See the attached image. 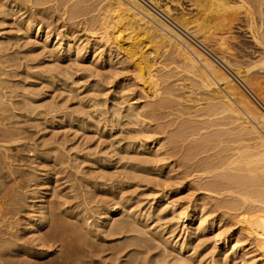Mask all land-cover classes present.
Segmentation results:
<instances>
[{"label": "rangeland", "instance_id": "1", "mask_svg": "<svg viewBox=\"0 0 264 264\" xmlns=\"http://www.w3.org/2000/svg\"><path fill=\"white\" fill-rule=\"evenodd\" d=\"M2 1H0V98L1 101L3 100L0 104V211L3 219L0 221V264H188L189 259L187 257L178 258L174 252H169L170 250L166 251L163 258L154 257L153 254L162 251V246L157 242H155V245L153 241L149 242L150 248L147 250H145L146 245L144 247L143 245H136L133 237L138 232L134 230L126 231V233H116L115 235L109 233L108 227L102 226L104 215L101 216V213L104 208H115V212L112 214L114 220L117 219L115 217H121L122 213L126 214V212H132L133 210L135 212L136 210L142 221L144 219L143 223L146 221L147 223H145L149 227L152 226V228L148 227L149 230L160 231L164 237L172 239L173 242L177 241L176 243H178L183 239H191L185 251H188L186 255L191 254L189 256L192 258H201L198 260H206V262L207 260L216 259L217 264H244L246 258L242 259L232 255L230 249L224 253L226 260L223 259L224 257L222 258L223 254L216 255L218 249L214 248L212 237L216 232L227 234L240 227L244 229L246 234H253L252 229L236 222L237 217L235 215L237 211H229L230 214L223 211L224 209L214 211L215 213L208 212V209L221 198V195L217 197L218 195L214 192H208L204 189L202 191V188H199L203 185L202 183L209 180L208 177L205 176L199 179L192 176V174L195 175V172L189 174L191 177L183 176L187 167L202 166L203 163L209 162L215 157L232 153L230 148L232 144L226 142V135L221 136L220 142H216V146L211 144L204 147V151L197 150L198 152H193L196 137L200 134L215 131H231L235 125L228 122L232 119L230 117L231 120L225 118L224 114L219 113L217 110L214 111L215 114L207 112L204 109L203 94L196 93L197 88L190 85L191 79L185 77L184 69V71L182 69L178 70L175 74L182 71L180 74L183 75L175 76L174 79L180 80H175V82H181L185 88L178 87V89H174L173 96H170L171 100L167 105L169 109L166 107L160 110L156 122H150L152 127L156 125L160 129H164H162L163 133L154 136L160 138L159 144L164 147L160 145L159 149L161 150L157 151L158 157L163 154L161 155L162 158H158L159 161H162L159 162L161 166L153 171L150 165V170L142 172L143 167L141 165L138 167L137 160L138 157L141 158L144 154L141 153L140 155L141 150L134 149L132 143L134 136L123 130L125 126L117 123L109 126L103 118L107 116L105 114L96 118L93 117L95 111L91 107V104L96 100L98 102L96 108L102 109V111H110L112 104L115 107L123 108L125 95L135 96L139 103L145 101L142 97L138 98L137 89L118 88L115 85L117 79L131 74L133 68L131 64L133 62L129 63L127 61L129 64L127 62V64H120L116 62L117 57L114 59L111 57L110 62L103 63L102 66L98 65L100 62H97V65L92 64L93 56L91 55H93V49H96V45H93V47L89 45L87 51L89 53L83 60H74L73 56L75 55L74 50H72L71 55L63 52L59 60L56 61L55 57L49 55L48 49L41 47V42L37 38L30 37L29 34L25 35L22 30H19V21L23 19L21 18L22 15L19 17V13H14V11H11V13L8 11L6 14L3 10L6 9V3H2ZM52 1L50 0V3L47 1L48 3L46 2L45 5L42 4L37 7H46L45 10L48 11V14L45 12L46 15L53 14L52 17L56 20L58 13L54 9V0ZM139 1L145 7L151 9L159 18L168 24L171 23V26L178 28V30L181 28L174 22L176 14L180 16L185 12L193 16L197 12L195 7L191 6L190 0H158L160 7L150 4L148 2L150 0ZM230 2L232 3L231 0ZM249 4V6H253L250 2ZM163 5H167L170 11L172 10L170 17H167L161 11ZM58 7L61 11V7ZM250 8L252 9V7ZM252 11L257 14L256 7ZM30 14L38 19L41 17L40 15L38 17L35 11ZM239 16L241 19L239 17L238 22L235 19L233 23H226L212 31V34L217 33L214 35L215 40H201L206 47L196 40L201 39V37L199 38L200 35L197 34V37L193 38L189 36V38L200 48H203L202 50L205 53L207 51V56L215 63L220 62L222 71L233 78L237 87L248 89L262 107L244 88L241 92H244L243 94L264 111V98H262L264 97L262 96L264 95L262 94L264 93V59L255 62L259 58L262 46L253 42L254 40L247 31V21L242 18V14H239ZM65 17L67 18V15ZM81 17L74 19L68 16L71 19L67 18L65 20V18L63 21L60 18V20H56L57 22L53 21L49 26L45 24L50 21V18L48 20L47 17H45L46 19L41 18L42 23H40V26L42 29L57 28V30L51 31L52 41L47 48H55L57 45H54L55 32H59L64 27L63 23L66 24V28H64L67 30H62L60 33L68 32L67 34H71L70 36L81 37L80 39H83L84 42L85 38L90 39V42L94 41V37H89L86 32L82 31V34L78 35L77 31L79 30L73 27L77 25V22H79L78 25L82 24ZM71 22L76 23L73 25ZM68 23H70L69 26ZM191 25L193 24H189V26ZM90 26L91 24L88 23L87 27ZM262 28H264V23H262L260 30ZM261 32H264V29ZM219 36H222V38ZM159 49L161 48L158 47L157 51L152 54L153 57L156 59L158 56L160 58H157L158 60L161 61L162 59V61L170 62L171 59L166 58L169 55L164 51V53H160L163 49L160 51ZM96 52L97 50H95ZM258 52L260 53L258 54ZM162 53L164 55H161ZM222 54L231 63H240L242 66L240 69H245V76L238 77L234 73V68H228L219 61L217 56L221 58L220 55L222 56ZM171 63L173 64V62ZM172 64H169L170 68L174 66ZM54 65H59L56 70ZM1 72L5 73L2 75ZM186 74L188 75L187 72ZM247 75L253 76L254 80L250 79L249 76L247 77ZM245 77L249 79L250 84L249 81H244ZM184 81L187 86L189 85L188 87ZM254 82L261 83L258 87H262L260 88V94L262 95L255 91V87L253 88L252 84ZM219 86L221 87V85ZM189 87H193L191 90L196 88L193 94H191ZM129 91L133 93H127ZM185 94H188V96ZM190 94L193 96L189 97ZM161 96L167 97L168 95L161 94ZM199 96L202 98L200 99ZM187 99H190L189 102ZM178 111L180 112L178 113ZM145 121L147 122V120ZM185 121L187 122L185 123ZM180 129L182 130L181 133H179ZM175 133H179L176 138ZM251 143L256 145L253 140ZM126 144L131 145L123 151ZM223 147L225 150H222ZM254 150L257 151L258 148ZM203 172H206V170ZM150 174L151 176H149ZM99 182L105 183L103 186L95 185ZM166 186L168 196H170L169 199L174 200L173 202L177 205L187 206V209H189L197 203V205L201 204L202 213H206V218L211 219L214 217V220L216 219L217 223L214 222L213 224L214 229L202 231L197 223L189 221L180 224L170 216V205L165 206L166 203L162 205L163 213L161 215L164 216L156 219L154 215L157 211L155 209L160 204L157 201ZM152 199L156 200H153L154 203L151 204ZM205 201H208V205ZM128 205L132 211L129 210ZM74 211L78 213L73 214ZM222 211L223 214H221ZM119 214L122 215L119 216ZM216 216H219L218 218L221 221L218 222ZM83 217L87 218L88 221L83 222ZM234 221L235 224L231 226ZM169 226L173 227V234L169 232V229H171ZM249 239L259 241L261 238L250 235L246 241L248 242ZM118 248H124V250L117 251ZM134 250H138V252H132ZM142 250L144 252L139 253ZM164 260L166 261L163 262Z\"/></svg>", "mask_w": 264, "mask_h": 264}, {"label": "bare ground", "instance_id": "2", "mask_svg": "<svg viewBox=\"0 0 264 264\" xmlns=\"http://www.w3.org/2000/svg\"><path fill=\"white\" fill-rule=\"evenodd\" d=\"M47 1L49 2L50 0H3L2 3L3 2L6 3V5L4 4L6 9H3L5 10V13L6 12L8 13V11H10V13L11 11H14V13L15 12L19 13L18 14L19 17L22 15L21 18L23 19L19 21V24H20L19 30H22L25 35L29 34L30 37L34 36L35 38H37L41 42V47L46 48V50L48 49L47 52H49V55L51 57L52 56L55 57L54 59H56V61L59 60L63 52L68 55L70 54V52H72V50H74L73 51L75 55L73 56L74 60H83L85 56L89 53V52L87 53L89 45H92L90 47H93V45L94 46L96 45L95 46L96 49H93L94 53L93 55H91L93 56L92 64L97 65V62H100L98 63V65L102 66L103 63L105 64L106 62L109 63L111 60V57H113L112 59L117 57L116 62L117 63L119 62L120 64L126 63L127 61H129V63L131 61L133 62V64H131L133 67L131 70L132 72H130L131 74L117 79L115 85L118 88L126 87L127 89H130V88L137 89L138 98L142 97L143 99H145V101L139 103L137 102L138 99H136L135 96L125 95L124 96L125 100L123 99L124 102L122 100V102L125 103L123 108L115 107V105L112 104V107L110 106L111 107L110 111H102V109L96 108V106L98 105V102L96 100L95 102H93V104H91V107L95 111V114L92 115L93 117L96 118V117H99L105 114L107 116L106 117L102 116V117L104 118L105 121L108 122L109 126H112L116 123L120 124L121 126H125L123 130H125L126 133H129V135L132 134L134 136L133 141H132L134 145V149H137V150L140 149L141 150L140 155L141 153L142 155L144 154L143 156H141V158L138 157V160H137L138 167L139 165L143 167V170L141 169L142 172L143 171L147 172V170H150V167H149L150 165L153 171L155 169H158V167L161 166L159 165V162L161 160L159 161L158 158H162L161 155L163 154H161L160 157H158L159 154L157 153L158 150H161L159 149L161 145L159 144L160 138L159 137L155 138L154 136L155 135L158 136L159 133L160 134L163 133L164 129L160 126L163 129L162 130L156 125H154L155 127H152V124H150V122L151 121L156 122L158 112L162 109H165L166 107L168 108L167 105L169 101L171 100L170 96L171 97L173 96L174 89H178V87L179 88L184 87V84H182L181 82L179 83L175 82V80H178V79H174L175 76L183 75V74H180L182 71L179 72V74H175L178 70L180 71L181 69L182 70L184 69L185 77H189V79H191L190 85L193 87L196 86L197 89L194 88V90H191V88L193 87H189L190 92H192L191 94L194 93L195 89L197 90L196 93L198 92L201 95L203 94L202 97L204 96L203 99L205 100L204 109L207 112L215 114L216 112L215 110H217L219 113H223L225 118L230 117L232 119L231 120L229 118L231 121L228 123L229 124L234 123L235 127L233 128V130L231 129V131H222V132L215 131L213 133L210 132L206 134H200L198 137L195 138L194 140L195 143L193 144L194 146L193 149L195 150V151L193 150V152H196L197 150L204 151L203 149L204 147H207L208 145H211V144L213 145L215 144L216 146V142L217 143L220 142L221 136L223 137L224 135H226V139H225L226 142H229L230 144H232L230 145L231 146L230 148L232 149V153L231 154L228 153V155L226 156L222 155V157L214 156L215 158H213L209 162L203 163L202 166L197 165V167H194V168L187 167V169L183 173V176L185 177L190 176L189 174H192L195 172V175L192 174V176H196L199 179L204 178L205 176L208 177L209 180L202 183L203 185L201 184L202 186H200L199 188H202V191L204 189L205 191H208V192H212V193L214 192V194L218 195L217 197L221 195L220 200H218L216 204L212 205L211 207L209 206L210 207L209 209L207 208L208 212L212 213L214 211H219L220 209H224L223 211L227 213H229V211H237L236 212L237 214L235 215V217H237L236 222L237 223L240 222L242 225H246V227L252 229L251 232L253 234L251 233L246 234L242 227L233 229L227 234L216 232L212 237L214 248L218 249V252L216 253V255L221 253L223 254L222 256L223 258L224 253H226L227 250L230 249L229 251H232L231 253L232 255L240 257L242 259L246 258L244 261L245 262L244 264H264V111L259 109V107H257L255 103H253L249 99L248 96L243 94L244 92H241L243 88L240 89L239 87H237L233 78H231L229 74H227L225 71H222L223 69L221 68V64H219L220 62L215 63L211 58L207 56L208 52L205 50L207 53L206 54L202 50L203 48H200L199 45H197L191 39L193 37H197V34L198 36L200 35L199 36V38L201 37L200 40L196 38L195 39L198 41V43L202 45L203 43L201 42V40L202 41L211 40V39L215 40L214 35H216L217 33L212 34V31H215L216 29H218V27H221L226 23H233L235 19L237 21L238 18L241 16V15L239 16V14H242L243 16L242 18L247 21V24H246L247 31L248 33H250V36L254 40L253 42H256V44H260V46H262L261 47L262 49H260L261 53L258 52V54L260 53L259 58L258 59L256 58L257 60H255V62L256 61L260 62L262 59H264V42H262V40L264 39L261 40V38H264L262 37L264 36V32H261V30L264 28L260 30L262 23H264V0H231L232 3L230 2V0H190L191 6L193 5L195 9L197 10L196 14H194L193 16L188 15L185 12L182 13L180 16L176 14L174 16V20L176 19L177 22L176 20L175 21L173 20L184 32H182L181 29L178 30V28L176 29L175 27L171 26V23L168 24L167 22L159 18L156 14H154L151 11V9L145 7L143 3H141L139 0H54V4H55L54 9L58 13L57 16L56 15L54 16H56L58 20H60L61 18V21H63V19L66 18L65 17L66 15H67V18L69 16V17H73L74 19L76 18L78 19V17L82 16L81 17L82 24L78 25L79 22H77V25L75 26L74 24L76 22L75 23L71 22L74 25L73 27H75L76 30L77 29L79 30L77 31L78 32L77 34L80 35L82 34V31H83V32H86L89 35V37L90 36L94 37V41H91L92 42L91 43L90 39H87V38H85V42H84L83 39H80L81 37H77L75 35L70 36L71 34L70 35L67 34L68 32L60 33V31L62 30H67L65 29L66 24L63 23L65 28L62 27L59 30V32L58 31L55 32L56 40L54 41V45L57 44L55 48H47V47L52 41L51 31H55L57 30V28L45 30V29H42L40 26L41 25L40 23H42L41 18L44 19L45 17H47V20L50 18V21L46 22L45 24L46 26H49L53 21L55 22L57 20V19L56 20L53 19L54 18L52 17L53 14L46 15V13L48 12V11L46 12L45 10L46 7L45 8H41L42 6L40 8L37 7L42 4L45 5ZM148 2L155 7H160L158 0H150ZM249 2L251 3V5L253 4L254 7L249 6L250 5ZM58 6L61 7L60 8L61 11H59ZM250 7H252V9L256 7L258 15L255 14L254 12L255 10L252 11ZM32 11H35L37 16L40 15L41 17L39 19L37 17H33L34 15L30 14ZM161 11L167 17H170L169 15L172 14V13L170 14L172 10L170 11L167 5H163ZM53 13L55 12L53 11ZM186 16L188 17L186 18ZM67 18L65 20H67ZM256 22H258V24H256ZM88 23L91 24L90 27H87ZM69 24L70 23H68V26ZM189 24H193V25L189 26ZM189 36L191 38H189ZM222 36H219V37L222 38ZM158 47L163 49V50L159 49V51L161 50L160 53L164 51L165 53L169 55V56H166V58L167 57L168 59L170 58L171 59L169 60L170 62H166L165 60L162 61V59L161 61L158 60L160 58H158L157 55L160 56V54L156 55L158 58L156 59L158 61L155 59V57H153L152 54L157 51L156 49ZM95 50H97L96 53H95ZM163 53L161 55H164ZM220 57L221 58L217 56L219 61H221L226 67L235 69V72L233 71L235 75H237L238 77L245 76L244 75L245 69L244 70L240 69L242 68L240 63H236V62L231 63L230 60L224 57L223 54L222 56L220 55ZM168 59L166 60L168 61ZM171 62H173V64ZM169 64H172L174 66L170 68L171 66L169 67ZM54 66L56 70V68L59 65H54ZM186 72L188 73V75L186 74ZM4 73H2V75ZM56 75L58 76L57 73ZM248 76L249 75H247V77ZM183 77L181 78L183 79ZM247 77H245L244 81L247 80L248 82L249 79ZM252 77L249 76L250 79ZM252 80L254 79L252 78ZM249 84H250V81H249ZM260 84H258V82L256 83L254 82V84H252L253 88L255 87V91L259 94H260V88H262V87H258V85L260 86ZM185 85H186V82H185ZM219 85H221V87ZM179 90H182V89H179ZM186 90L189 91L187 88ZM127 93L130 94L131 92L129 91ZM161 94H164V95L167 94L168 96L164 97V96H161ZM191 94L189 95V97L191 96ZM185 95L188 96V94H185ZM202 97H200V99ZM2 101L0 98V104L2 103ZM179 112L180 111H178V113ZM145 120H147V122ZM186 122L187 121H185V123ZM181 131L182 130L180 129L179 133H181ZM179 133L177 134L175 133V138L179 135ZM252 140L254 143H256V145H252L251 143ZM248 141L250 142V144ZM130 145L131 144H126V146L123 145L124 146L123 151L125 148H127V146L130 147ZM256 146H259L260 149L259 147H257L258 150L253 151V149H257ZM225 148L222 150H225ZM226 149L227 151H229L228 148ZM189 150L190 149L188 148V151ZM125 152L127 153V151ZM205 170L206 172H203ZM196 172H198V174H196ZM149 176H151V174ZM104 183L105 182H99V183H95V185L97 184V186H100V185L103 186ZM163 191H164L163 194L159 197V200L157 201L160 204L155 209L157 211L156 214L154 215L156 219H160L164 216V215H161V213H163L162 205L166 203L165 206H167V204L170 205V209H169L170 216L175 218L180 224L181 223L184 224L187 221L197 223L198 224L197 226L201 227L202 231H206L208 229L210 230L214 227L213 224L214 222H216V219L214 220V217L211 219H207L206 218L207 216L205 215L206 213H202L203 211L201 208V204L197 205L198 204L197 203L193 205L192 207H190L189 209H187V206L182 207L180 205L181 206L180 207L179 205H177V203L173 202L174 200L172 201L171 199H169L170 196H168L167 186L165 189H163ZM156 199H152L151 204L154 203L153 200H156ZM202 200H206V199H202ZM128 208H129V205H128ZM114 209L104 208L101 213V216L102 214L104 215L102 219L104 223H102V226L104 227L107 226L109 229V233L111 232L115 235L116 233L117 234H119L120 232L126 233V231L130 232L131 230H134L135 232H138V234L136 233L137 235L133 237L135 239L136 245H139V246L143 245V247L144 245H146L145 250L150 248L149 242L153 241L154 244L155 242H157V244H160L162 246L161 247L162 251L157 252L158 254L157 253L153 254L154 257L156 258H163L164 255L166 254V251L170 250L169 252L171 251L174 252L178 258L187 257L189 259V261L187 260L188 264L189 262L190 264H217V262H215L217 261L216 259L215 260L211 259L209 261L207 260L206 262V260L205 261L198 260L201 258H198V259L192 258L191 256H189L191 254L186 255L188 251H185V248L188 246L189 242L191 241V239H189L188 237H187L188 238L187 240L183 239L181 242L176 243L177 241L173 242L172 239H169L168 237H164L163 233L162 232L160 233V231L149 230V228H152V226L149 227L148 224H146L147 223L146 221H145L146 223L145 222L143 223L144 219L142 221V219L140 218V214H137L138 212H136V210H135L136 213L134 212V210L132 211L131 207L129 208V210H131L132 212L128 210L130 213L129 212H126V214L122 213L123 214V215L121 214L122 216L119 214V216L121 217H115L117 219L114 220L112 218V214H114L115 212ZM165 210H166V207H165ZM223 211L221 214L224 213ZM77 213H78L77 211L73 212V214H77ZM1 215H2V212L0 211V221L3 219ZM216 217H217L218 222L221 221V219L218 218L219 216H216ZM82 220L83 222H85L86 220L88 221V219L85 217H83ZM149 220L151 221L150 218ZM234 224H235V221L231 226H233ZM172 228L169 229L170 231L168 230L170 233L172 231L174 232ZM215 230H216V227H215ZM250 235L260 237L261 239L259 241L249 239V241L247 242L246 240L247 238H249ZM122 249L124 250V248ZM122 249L118 248L117 251H120ZM136 251L138 252V250ZM136 251L134 250L132 252L135 253ZM142 252L144 251L143 250L139 251V253H142ZM138 255L140 256V254ZM223 259H225V257ZM185 260L186 259L184 258V261ZM165 261L166 260H164L163 262Z\"/></svg>", "mask_w": 264, "mask_h": 264}, {"label": "built area", "instance_id": "3", "mask_svg": "<svg viewBox=\"0 0 264 264\" xmlns=\"http://www.w3.org/2000/svg\"><path fill=\"white\" fill-rule=\"evenodd\" d=\"M247 92L248 94L261 106V104L256 100V98L248 91V89H246L245 87H243ZM262 107V106H261Z\"/></svg>", "mask_w": 264, "mask_h": 264}]
</instances>
